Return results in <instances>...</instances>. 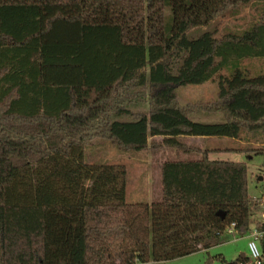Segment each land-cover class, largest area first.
<instances>
[{"label": "trees", "instance_id": "1", "mask_svg": "<svg viewBox=\"0 0 264 264\" xmlns=\"http://www.w3.org/2000/svg\"><path fill=\"white\" fill-rule=\"evenodd\" d=\"M246 58H264V0H0V264L165 262L220 243L231 222L245 234L246 162L178 136L264 153V65ZM213 78V100H177ZM155 135L202 154L162 161L159 199L128 200L125 164L86 158L94 136L141 149Z\"/></svg>", "mask_w": 264, "mask_h": 264}, {"label": "rangeland", "instance_id": "2", "mask_svg": "<svg viewBox=\"0 0 264 264\" xmlns=\"http://www.w3.org/2000/svg\"><path fill=\"white\" fill-rule=\"evenodd\" d=\"M254 9L246 8L242 14L237 16L225 15L216 19L218 25V33L226 27H233L237 25H244L248 22L250 14ZM200 28H204L203 26ZM200 30V29H199ZM197 30V31H199ZM244 63H250V66L264 65V58H246ZM255 68V67H253ZM217 82L216 78L207 80L201 83H191L177 88V100L181 103L186 102H206L213 100L216 97ZM131 108H136L133 106ZM192 118L212 119L220 115L215 112H201L195 111L190 114ZM129 116L123 115L122 118ZM187 136V137H186ZM182 135L180 140L192 148L215 150L211 156H218V158L243 160L246 162L249 180L248 192L254 198L260 194L264 188V177L258 179V175L264 173V153H246L244 151L235 150L240 145H243L241 139L231 137L221 138H197ZM162 136H149L148 143L141 149H120L109 139L101 138L99 136L92 137L86 144V158L88 161H106V162H123L127 168L128 176L126 182V198L128 200L147 199L156 200L154 197L157 194V182L151 179L148 181L146 171L149 168H155V162L165 159H173L182 157L183 152H188L189 156L202 155L200 151L183 150L178 147L165 145L161 141ZM244 143V142H243ZM204 147V148H203ZM233 149V150H230ZM251 156H249V155ZM152 163V165H148ZM264 210L256 205H252L250 214V226L260 218ZM249 236L247 233L240 234L238 232L225 233L223 240L207 249H200L195 253L168 260L165 263L158 264H222L217 259L223 256L226 260H234L239 255H248ZM133 264H147L135 262ZM149 264V263H148Z\"/></svg>", "mask_w": 264, "mask_h": 264}, {"label": "built area", "instance_id": "3", "mask_svg": "<svg viewBox=\"0 0 264 264\" xmlns=\"http://www.w3.org/2000/svg\"><path fill=\"white\" fill-rule=\"evenodd\" d=\"M264 170V167H263ZM264 173L261 175V179ZM256 206L264 210V188L258 196L253 197ZM236 232L234 222H231L225 229V233ZM249 236L248 255L243 254L242 260L238 264H262L264 261V212L262 218L258 219L253 226L246 232Z\"/></svg>", "mask_w": 264, "mask_h": 264}, {"label": "crops", "instance_id": "4", "mask_svg": "<svg viewBox=\"0 0 264 264\" xmlns=\"http://www.w3.org/2000/svg\"><path fill=\"white\" fill-rule=\"evenodd\" d=\"M182 135H179L178 138L180 139ZM186 136V135H185ZM189 137H197V138H214V137H217V136H203V135H188ZM187 137V136H186ZM217 138H221V137H217ZM204 148V147H203ZM206 148V147H205ZM211 148V147H209ZM208 148V149H209ZM215 150L214 151H217V148H214ZM230 150H233V149H230ZM213 150H208L207 154L209 157L211 158H218V156H211V153H215ZM182 157H177V158H173V160H177V159H195V158H200L201 155L198 154L196 156H189L188 155V152H183L182 153ZM249 155V154H248ZM251 156V155H249ZM162 161H159V162H155V168H149L147 171H146V174H147V178H148V181H150L151 179H153L154 181L157 182V194L154 196L156 199H159L161 197V164H162ZM149 166L152 165V163L148 164ZM258 179H260V175H258ZM200 250V249H199ZM198 251V250H197ZM243 254H241L240 256H242ZM166 262V261H165ZM165 262H153V261H149V262H146L147 264H158V263H165Z\"/></svg>", "mask_w": 264, "mask_h": 264}, {"label": "water", "instance_id": "5", "mask_svg": "<svg viewBox=\"0 0 264 264\" xmlns=\"http://www.w3.org/2000/svg\"><path fill=\"white\" fill-rule=\"evenodd\" d=\"M260 179H261V175H260Z\"/></svg>", "mask_w": 264, "mask_h": 264}]
</instances>
